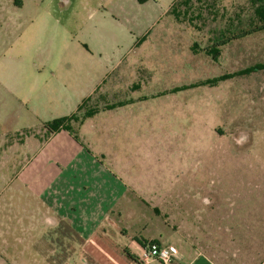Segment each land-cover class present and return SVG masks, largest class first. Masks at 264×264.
Instances as JSON below:
<instances>
[{
    "label": "rangeland",
    "instance_id": "obj_1",
    "mask_svg": "<svg viewBox=\"0 0 264 264\" xmlns=\"http://www.w3.org/2000/svg\"><path fill=\"white\" fill-rule=\"evenodd\" d=\"M111 2L0 0V117L5 115L0 131L71 117L88 99L86 109L116 105L90 119L88 126L96 129L93 136L102 148L97 151L103 155L116 156V144L122 142L131 160L144 163L139 166L140 179L132 182L143 197L131 193L129 202L119 201L110 223L94 231L108 251L104 253L80 239L78 231L54 218L47 220L45 213L36 207L32 212L12 196L19 182L10 187L7 181L14 174L10 160L24 161L26 137L45 133L38 129L8 134L1 138V171L7 179L0 183V264H119L124 260L119 240L124 231L130 236L142 232L133 211L143 210L144 219L154 191L264 194V68L251 67L264 63V34L219 47V60L211 56L216 49L207 50L220 33L241 28V21L251 17L249 1L193 0L187 16L178 3L179 19L171 12L157 26L177 29L175 35L170 31V45L154 46L148 54L147 43L140 58L130 56L103 78L98 67L106 66V57L126 55L130 44L125 38L119 52L108 50L109 45L107 52H100L105 43L89 36ZM165 2H152L147 8L158 11ZM126 8L131 16L140 14ZM119 23L128 22L115 19L112 26L121 40ZM64 86L68 101L58 94ZM90 92L93 96L88 97ZM119 103L123 106L117 107ZM111 131L112 140L102 141ZM138 143L140 149H134Z\"/></svg>",
    "mask_w": 264,
    "mask_h": 264
},
{
    "label": "crops",
    "instance_id": "obj_2",
    "mask_svg": "<svg viewBox=\"0 0 264 264\" xmlns=\"http://www.w3.org/2000/svg\"><path fill=\"white\" fill-rule=\"evenodd\" d=\"M150 1L140 3L138 0H112L106 14H100L92 25L89 36L99 37L105 43L102 45L104 48L99 49L100 52L110 49L119 52V44L125 38L130 43L126 55L112 57L110 60L106 57V66L98 67L103 78L127 63L130 56L140 58L147 43L150 45L148 54L154 46L157 49L162 45L169 46L167 38L170 31H174L173 35L178 32L177 29L157 28L161 20L169 16L177 0H166L164 8L153 12L151 8H147L148 5L152 2L160 4V0ZM126 5L140 14H127ZM115 19L116 22H128L117 24L121 40L112 29ZM257 34H264V31L252 35ZM149 38L154 41L149 42ZM167 56L171 58V55ZM262 64L264 63H255L251 67ZM65 90L64 86L58 90V94L65 96L64 100L68 101L70 98L65 95ZM93 93L90 92L88 97L93 96ZM103 108L98 109L93 117L84 120L82 124L77 123L76 128L72 124L73 133L62 130L49 134L41 122L35 124L36 127L34 124L21 123L19 130H1L0 183L7 179L1 171V138L21 131L30 133L38 129L44 130V136L32 134L26 137L24 161L14 157L9 162L13 165L11 169L14 173L13 179H7L10 187L19 182L17 188L13 189L12 196L21 200L20 203L32 212L36 207V211L45 213L47 220L54 218L72 231H78L80 239L91 241L107 253L101 247L103 243L97 240L99 237L93 236L97 234L94 231L102 229L105 222L110 223L109 215L115 214L113 211L119 201L129 202L131 193L133 196L143 197L142 192L137 193L132 182L140 179L139 166L144 163L138 158L131 160L126 150L128 148L123 151L126 144L122 142L116 144L119 150L116 156H108L107 153L103 155V151H97L102 148L94 137L96 129L88 124L90 119L101 116L105 110L110 111ZM119 112L123 114L125 110ZM4 117L5 115L0 117L1 127H4ZM85 126L87 130L83 129ZM112 133L113 131L107 132L102 141L112 140ZM110 145H113L112 142ZM140 147L138 143L133 148ZM111 153L113 154V150ZM19 163L22 164L20 168L17 165ZM176 191L165 189L152 192L154 201L148 207L152 214L144 216V219L140 214L143 210L133 211L138 214L142 232L132 236L123 232L124 238L119 240V244L124 245L120 251L124 260L118 261L119 264H139L141 249L151 242L176 248L178 254L171 264H264V199H260L264 194L259 190H234L229 193L221 190L206 192L202 189L183 194ZM242 198L247 199L243 201ZM150 264L160 263L152 261Z\"/></svg>",
    "mask_w": 264,
    "mask_h": 264
},
{
    "label": "trees",
    "instance_id": "obj_3",
    "mask_svg": "<svg viewBox=\"0 0 264 264\" xmlns=\"http://www.w3.org/2000/svg\"><path fill=\"white\" fill-rule=\"evenodd\" d=\"M147 0H138V2L140 3H144ZM193 0H181L180 5L184 7V11L183 15L187 16L188 15V7L191 4ZM197 2H201L203 0H196ZM251 7H252V15L249 18L245 19L241 21L242 27L239 29H235V30H225L223 33H220L219 36L214 38V42L213 45L210 46L209 48H207V50L209 49V52H211V50L216 49L215 50V54L211 55L212 57H214L216 59V57H219L221 52L220 49H218L219 47H223V46H227L230 43H232L233 41H237V40H242L252 34H256V33H260L262 31H264V0H248ZM178 3H175L172 8H171V12L174 13L179 19L180 17V13L178 11ZM192 23V19L189 20ZM238 30V31H237ZM206 50V51H207ZM264 68V64L262 65H257V66H253L252 69H257V68ZM89 100H86L81 107H79V109L77 110L76 114H74L71 117H67V118H61V119H56L53 120L49 123L44 124V128L45 130L49 133V134H53L55 132L58 131H68L70 133H73V127L72 124H82L84 120L93 117L97 112L98 109H86L87 108V102ZM116 105H106L104 106L105 109H111ZM122 107L123 104L119 103L117 107ZM156 243V242H155ZM130 259H132L131 256H129Z\"/></svg>",
    "mask_w": 264,
    "mask_h": 264
},
{
    "label": "built area",
    "instance_id": "obj_4",
    "mask_svg": "<svg viewBox=\"0 0 264 264\" xmlns=\"http://www.w3.org/2000/svg\"><path fill=\"white\" fill-rule=\"evenodd\" d=\"M177 250L174 247H163L155 242L144 246L139 255V264H150L152 261H158L160 264H171L177 257Z\"/></svg>",
    "mask_w": 264,
    "mask_h": 264
}]
</instances>
